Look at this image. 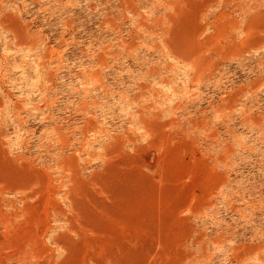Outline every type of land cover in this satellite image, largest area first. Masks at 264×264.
<instances>
[{"label":"rangeland","instance_id":"1","mask_svg":"<svg viewBox=\"0 0 264 264\" xmlns=\"http://www.w3.org/2000/svg\"><path fill=\"white\" fill-rule=\"evenodd\" d=\"M0 264H264V0H0Z\"/></svg>","mask_w":264,"mask_h":264}]
</instances>
